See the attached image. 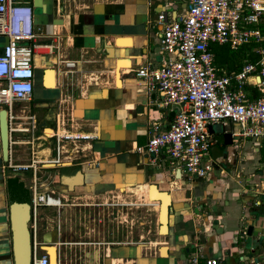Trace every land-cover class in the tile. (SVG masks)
<instances>
[{"label": "crops", "instance_id": "1", "mask_svg": "<svg viewBox=\"0 0 264 264\" xmlns=\"http://www.w3.org/2000/svg\"><path fill=\"white\" fill-rule=\"evenodd\" d=\"M17 1L34 8L36 41L54 45L34 56L36 98L17 104L18 116L36 130L22 133L25 138L14 135L11 144L12 163L22 145L33 157L29 188L36 184L39 192L61 200L37 208V252L49 255L46 247L55 246L58 264H189L195 254L219 264H264V139H233L239 149L224 159L228 169L215 163L205 177H190L166 154L153 161L139 151L154 124L170 126L177 106L163 105L159 92L147 93L135 70L167 60L158 15L177 19L189 0ZM7 42L0 34V54ZM64 59L77 67L66 69ZM48 69L55 70V88L45 86ZM62 116L68 130L93 138L67 142L69 152L58 155L53 133ZM212 127L217 142L211 149L221 143L232 147L218 136L228 128ZM13 170L2 162L0 142V264H16L8 211ZM151 185L158 197L169 198L167 228ZM144 213H150L149 223ZM124 215H135L140 227L129 231L119 223ZM63 217L69 238L53 232Z\"/></svg>", "mask_w": 264, "mask_h": 264}, {"label": "built area", "instance_id": "2", "mask_svg": "<svg viewBox=\"0 0 264 264\" xmlns=\"http://www.w3.org/2000/svg\"><path fill=\"white\" fill-rule=\"evenodd\" d=\"M158 22L163 24L161 47L168 58L160 66H140L135 74L147 93L159 92L163 105L177 106V111L168 128L154 124L151 138L139 151L153 161L166 154L190 177H205L215 166L209 157L217 142L212 125L227 127L225 132H231L235 141L264 139V0H189L179 18L168 20L160 13ZM0 34L8 38L0 54V106L9 111L12 143L15 134L36 130L35 124L27 125L18 116L16 103L31 101L34 56L51 52L54 45L36 41L34 8L29 2L0 0ZM216 43L231 49L256 43L257 58L246 59L239 70L228 72L216 65ZM61 64L66 69L77 67L75 60L64 59ZM66 125V116L57 119L53 135L58 155L69 152L67 142L76 145L93 138ZM74 148L78 152V146ZM11 167L33 169L35 176L34 164L16 165L11 158ZM30 189L35 217L39 206L50 205V199L56 198L39 192L36 184ZM33 264H50V255L39 254L35 247ZM189 264H219V260L195 254Z\"/></svg>", "mask_w": 264, "mask_h": 264}, {"label": "water", "instance_id": "3", "mask_svg": "<svg viewBox=\"0 0 264 264\" xmlns=\"http://www.w3.org/2000/svg\"><path fill=\"white\" fill-rule=\"evenodd\" d=\"M211 126V131L213 132ZM225 143L232 145L234 143L231 132H225L222 129ZM0 142L2 162L11 165V129L9 111L4 106L0 108ZM25 170H13V177L9 180L8 187V204H9V221L10 232L12 235V252L16 264H32L33 254L35 251L36 235L34 230V238L32 237L31 221L33 213L32 193L31 189L24 180ZM63 173H69L67 170ZM154 185H151L153 188ZM161 200V214L163 207ZM167 213V207H166ZM163 226V224L161 225ZM252 226H250L251 229Z\"/></svg>", "mask_w": 264, "mask_h": 264}, {"label": "rangeland", "instance_id": "4", "mask_svg": "<svg viewBox=\"0 0 264 264\" xmlns=\"http://www.w3.org/2000/svg\"><path fill=\"white\" fill-rule=\"evenodd\" d=\"M214 45H219V44L216 43ZM36 61H37V59L35 57L34 62L36 63ZM225 66H227V65H224L223 68L226 69ZM17 104H18V102L16 103V105ZM40 128H39L38 132H41L40 131L41 130ZM216 128H217V130H220L221 127L218 126ZM15 135H16V137L20 136V137H23V138H25V137L28 136V135H25V134L23 135V134H19V133L18 134H15ZM218 136H219V138L221 140L224 141V137H223V135L221 133ZM232 147L227 146V145H224L223 143H221V145L219 144V145L215 146L213 149H211V152H210L211 155L210 156L214 159V161H215V163L217 165L219 164L221 167L228 169L227 164L225 162H223V161H224V159L227 158L228 153L231 150H238L239 149V145H238V143H235L234 145H232ZM27 154H28V150H27L26 145L25 146L22 145L20 148H17V150L15 152V157L13 158V164H16V165L22 164V165H24V164H28V162H29V164H33V157H32V160H30V157H28ZM39 156L43 159V157L40 154H39ZM23 172H24L23 173V176L20 177V178L24 180L25 184L30 185L29 183H30V180H31V177H32V170H25ZM214 172H215V170H214ZM211 174H213V173H211ZM31 193H32V190H31ZM122 197L125 198L123 195L120 194L119 199H121ZM149 214L150 213H148V214L147 213H144V215H143V221L145 223L148 222V221H150ZM135 218H136L135 215L133 216V218L130 215L129 216L124 215V216H122V217L119 218V221H122V222H119V221L118 222L120 224H125V226L128 225L129 227H127V228L129 229V231H131L133 229L134 230L135 229L137 230L140 227V224H139V222H137V220L139 218L138 219L137 218L135 219ZM146 226H148V225L147 224L144 225V231H146V228H145ZM46 249H48V252H49V255H50V258H51V264L52 263L54 264V261L57 260V252H56L57 250H56V247L55 246H47Z\"/></svg>", "mask_w": 264, "mask_h": 264}, {"label": "trees", "instance_id": "5", "mask_svg": "<svg viewBox=\"0 0 264 264\" xmlns=\"http://www.w3.org/2000/svg\"><path fill=\"white\" fill-rule=\"evenodd\" d=\"M255 46H257L256 43H248L242 45L238 49H231L227 45H213L216 65L219 68L227 65L225 67L228 72L237 71L242 66L244 60H256ZM255 92L257 91L255 90Z\"/></svg>", "mask_w": 264, "mask_h": 264}, {"label": "bare ground", "instance_id": "6", "mask_svg": "<svg viewBox=\"0 0 264 264\" xmlns=\"http://www.w3.org/2000/svg\"><path fill=\"white\" fill-rule=\"evenodd\" d=\"M45 86L46 87H48V88H55L56 87V77H55V70H53V69H48V71H47V76H46V80H45ZM40 150V149H39ZM40 153V155L42 156V155H44V154H46L45 153V151H40L39 152ZM51 155V154H50ZM42 157H44V156H42ZM44 158H46V157H44ZM49 167V166H48ZM154 191H155V188H151V198H158V199H160V202H161V200H163L164 202H163V207H162V214H161V210H160V216H161V219L160 220H162V224H163V226L164 227H166L167 228V213H168V206H169V198L167 197V199L166 198H164V197H158L155 193H154ZM50 204H54V205H57V204H59L60 205V201L59 200H57V199H50ZM161 204V203H160ZM166 207H167V213H166ZM164 253H165V250H164ZM50 264H51V258H50ZM53 264V263H52ZM54 264H58V262H57V260H55L54 261Z\"/></svg>", "mask_w": 264, "mask_h": 264}, {"label": "flooded vegetation", "instance_id": "7", "mask_svg": "<svg viewBox=\"0 0 264 264\" xmlns=\"http://www.w3.org/2000/svg\"><path fill=\"white\" fill-rule=\"evenodd\" d=\"M36 98V91H35V89H34V92H33V95H32V99H31V102L34 100ZM23 106H24V104H23ZM74 204V205H79V203H77V202H66V204ZM64 204V203H63ZM8 211H9V209H8ZM60 217H62V216H60ZM62 220H63V225L61 224V227L59 228V230L57 229L56 231H53L54 233L56 232V233H60V234H62L63 233V237L65 236L66 237V235H67V238H69V233L68 232H65V231H67L66 230V228L68 227V218H65V217H63L62 218ZM62 223V222H61ZM31 229H32V237L34 238V216H32V221H31ZM55 233V234H56ZM56 236V235H55ZM36 238L38 239V237H37V235H36ZM66 239V238H65ZM37 242V241H36ZM67 242H68V240H67ZM65 244V243H64ZM11 247H12V244H11Z\"/></svg>", "mask_w": 264, "mask_h": 264}]
</instances>
